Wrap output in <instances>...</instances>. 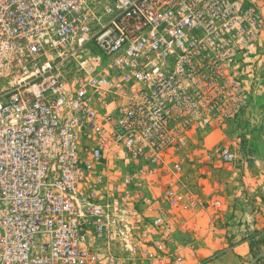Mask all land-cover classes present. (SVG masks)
<instances>
[{"label": "built area", "instance_id": "1", "mask_svg": "<svg viewBox=\"0 0 264 264\" xmlns=\"http://www.w3.org/2000/svg\"><path fill=\"white\" fill-rule=\"evenodd\" d=\"M263 45L264 0H0V264H185Z\"/></svg>", "mask_w": 264, "mask_h": 264}, {"label": "rangeland", "instance_id": "2", "mask_svg": "<svg viewBox=\"0 0 264 264\" xmlns=\"http://www.w3.org/2000/svg\"><path fill=\"white\" fill-rule=\"evenodd\" d=\"M245 72L247 110L198 145L230 146L235 160L198 155L188 168V184L203 206L181 226L185 264H264V45L249 54ZM214 199L221 200L218 207Z\"/></svg>", "mask_w": 264, "mask_h": 264}]
</instances>
